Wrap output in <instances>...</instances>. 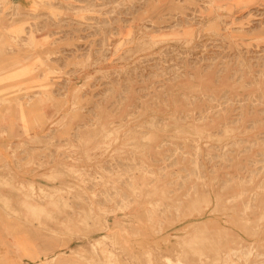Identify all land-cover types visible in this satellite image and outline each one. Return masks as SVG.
I'll return each instance as SVG.
<instances>
[{
    "label": "rangeland",
    "instance_id": "obj_1",
    "mask_svg": "<svg viewBox=\"0 0 264 264\" xmlns=\"http://www.w3.org/2000/svg\"><path fill=\"white\" fill-rule=\"evenodd\" d=\"M0 240L264 264V0H0Z\"/></svg>",
    "mask_w": 264,
    "mask_h": 264
},
{
    "label": "crops",
    "instance_id": "obj_2",
    "mask_svg": "<svg viewBox=\"0 0 264 264\" xmlns=\"http://www.w3.org/2000/svg\"><path fill=\"white\" fill-rule=\"evenodd\" d=\"M12 2L19 4V5H23L25 6V3L27 2V0H11ZM14 240L16 241V243L22 248L25 245V240L22 237H18L17 239H12V244L14 242ZM11 241L7 240V243H5L4 240H0V264H22L24 263L23 261H21L22 259L25 261V257H22V259L20 260L19 257H14L13 255V247L11 245ZM5 243V244H3ZM24 250V248H22ZM15 258V259H14Z\"/></svg>",
    "mask_w": 264,
    "mask_h": 264
}]
</instances>
